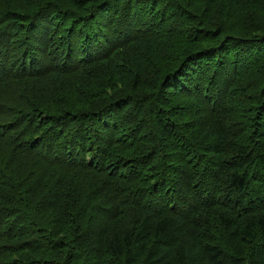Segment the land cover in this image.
I'll use <instances>...</instances> for the list:
<instances>
[{"label": "trees", "instance_id": "trees-1", "mask_svg": "<svg viewBox=\"0 0 264 264\" xmlns=\"http://www.w3.org/2000/svg\"><path fill=\"white\" fill-rule=\"evenodd\" d=\"M262 5L0 0V264H264Z\"/></svg>", "mask_w": 264, "mask_h": 264}, {"label": "rangeland", "instance_id": "rangeland-1", "mask_svg": "<svg viewBox=\"0 0 264 264\" xmlns=\"http://www.w3.org/2000/svg\"><path fill=\"white\" fill-rule=\"evenodd\" d=\"M221 2H224V1H221ZM258 14H264V5H262V6H260L259 8H256V9H254ZM218 16H219V19H222L223 18V16H222V14H217ZM197 23V22H196ZM3 41H1L0 40V43H2ZM13 46V45H12ZM54 53L55 54H57V51L55 52L54 51ZM51 54V52H50V50H49V52H48V57H50L49 55ZM10 57V55H6V54H4L2 51H0V73L2 74V75H4V74H6V73H8V70H7V68L6 67H8V65L10 66V67H12V68H15V65H16V63H18L19 62V59L16 61V62H10V60L8 59ZM46 60H48V61H52V60H50V58H48V59H46ZM53 62V61H52ZM29 68H27V70H28ZM59 80V79H58ZM69 84H74V82H69ZM54 88H53V94L56 92V90H58V89H61V85H60V80H59V82H58V84L57 85H55V86H53ZM49 92H51L50 90H48V87H46V88H44L43 89V91L42 92H40V93H37V95H38V97L40 98H43L42 96H46ZM70 101H71V99H70ZM64 105H67V103H64ZM64 105H60L59 106V109H61V108H63V106ZM242 124H244V122L242 121ZM92 137V140H94L95 142H97V143H102V140L100 139V142H99V139H98V133H97V138L95 139V137L94 136H91Z\"/></svg>", "mask_w": 264, "mask_h": 264}]
</instances>
